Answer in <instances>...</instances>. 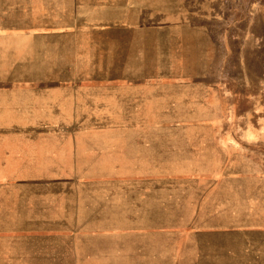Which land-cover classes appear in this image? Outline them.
I'll use <instances>...</instances> for the list:
<instances>
[{
  "label": "crops",
  "instance_id": "1",
  "mask_svg": "<svg viewBox=\"0 0 264 264\" xmlns=\"http://www.w3.org/2000/svg\"><path fill=\"white\" fill-rule=\"evenodd\" d=\"M244 2V24H264V0H0V264L63 263L77 235L67 222L104 211L168 216L174 262L264 264V101L252 100L246 131L148 132L193 124L195 112L213 126L220 108L222 125L239 123L237 92L195 62L211 60L212 4L222 5V61L242 43L230 32L242 15L225 14ZM195 12L202 21H184ZM112 32L121 36H98ZM34 172L110 175H3Z\"/></svg>",
  "mask_w": 264,
  "mask_h": 264
},
{
  "label": "rangeland",
  "instance_id": "2",
  "mask_svg": "<svg viewBox=\"0 0 264 264\" xmlns=\"http://www.w3.org/2000/svg\"><path fill=\"white\" fill-rule=\"evenodd\" d=\"M222 4V0H220ZM212 4L211 12L205 13L209 16L211 24V60L195 62V73H203L206 80L225 84L231 91H235L232 116L240 118L239 123L222 125V108L212 110V118L217 124L209 126L202 122V115L195 112L191 123H181L163 126H148V132H212V131H246L250 129V119L254 114L252 100L258 97V101H264V24H244L245 17L249 16L248 2L242 3L235 12L232 6L230 12L225 14L229 19L234 16L243 17L242 24H230V32L242 34L239 44L228 45V52L225 61H222V5ZM199 12L184 14V21L190 24H197L202 21ZM262 14H259V17ZM264 15V14H263ZM156 16V15H155ZM176 15L177 23L179 22ZM188 18V19H187ZM121 36L120 33H99V37ZM238 40V39H237ZM225 55V54H224ZM102 79V78H101ZM106 79V78H103ZM256 104V103H255ZM264 107V104H263ZM259 109L262 108L259 106ZM264 111V109H263ZM190 118L185 117L183 121ZM245 129V130H244ZM8 179L35 181H56V180H106L110 174L98 172H34L3 174ZM165 175V174H164ZM12 177V178H11ZM165 214V213H164ZM144 216V214H142ZM99 219H84L81 221H68V229L76 230L77 235L68 233L66 238L67 253L63 263L50 264H186V260L175 261L180 252H177L179 238H173L167 233L170 228V218L164 215L161 220L134 219L125 220L123 215L113 212H100ZM140 215H136L139 217ZM110 217V219H107ZM163 226V230L157 229ZM163 232V233H161ZM75 235V236H74ZM264 259V252L260 251ZM242 257V256H241ZM254 257V256H253ZM260 261L259 264H262ZM41 264V263H39ZM252 264V263H245Z\"/></svg>",
  "mask_w": 264,
  "mask_h": 264
}]
</instances>
